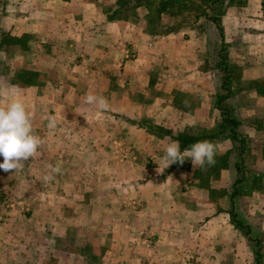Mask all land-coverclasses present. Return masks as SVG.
Wrapping results in <instances>:
<instances>
[{
	"label": "crops",
	"instance_id": "obj_1",
	"mask_svg": "<svg viewBox=\"0 0 264 264\" xmlns=\"http://www.w3.org/2000/svg\"><path fill=\"white\" fill-rule=\"evenodd\" d=\"M117 8V0H0V106L17 90L43 141L22 170H0V264H253L230 219L232 168L214 176L189 158L160 163L177 136L213 131L219 120V70L207 52L214 28L196 21L150 33L143 17ZM220 20L229 100L250 140L248 193L235 207L251 234L264 235V0L229 4ZM88 93L110 110L85 105ZM220 142L217 153L231 143ZM58 163L61 173L44 181Z\"/></svg>",
	"mask_w": 264,
	"mask_h": 264
},
{
	"label": "trees",
	"instance_id": "obj_2",
	"mask_svg": "<svg viewBox=\"0 0 264 264\" xmlns=\"http://www.w3.org/2000/svg\"><path fill=\"white\" fill-rule=\"evenodd\" d=\"M246 0H117L118 8L114 13H118L123 17L132 16L138 6L146 7L145 29L150 33H166L183 28L176 21L179 16L192 14V23L198 21L200 29L207 30L214 28L215 38L209 37L211 47L207 51L213 62L212 66L219 70L220 83L215 94V106L219 110V120L213 131H209L199 135L177 136L180 147L197 141H210L217 139V143L224 138L231 141V146L225 151L217 153L215 159L218 167L232 168V178L225 192L229 195V213L233 224L243 230V234L251 243L254 252L253 264H264L262 253V238L260 234H251L250 225L238 217L235 201L238 196L246 193L243 183L246 180L247 160L250 155L247 153V138L241 133L239 124L235 114V108L229 97L233 90L231 83L233 79V66L227 60V45L223 42L221 15L229 4H242ZM164 15L172 18L175 23L165 24L162 21ZM220 39V42H219ZM1 44V42H0ZM33 73L23 75L26 81H30Z\"/></svg>",
	"mask_w": 264,
	"mask_h": 264
},
{
	"label": "clouds",
	"instance_id": "obj_3",
	"mask_svg": "<svg viewBox=\"0 0 264 264\" xmlns=\"http://www.w3.org/2000/svg\"><path fill=\"white\" fill-rule=\"evenodd\" d=\"M5 93L0 92V95ZM12 98L6 105L0 106V156L3 162L0 163V170L5 172H17L23 169L24 161L37 155L38 148L43 143L41 137L35 133L33 127V114L27 109L25 103L19 99L18 91L13 90ZM84 104L94 106L97 111L110 110L107 98L93 93L86 94ZM83 115L88 121L84 112H77ZM48 127L54 129L57 126L56 118L49 117ZM195 121L191 126H195ZM216 145L210 141H198L181 151L179 143H169L161 157L160 163L163 168L179 162L181 165L189 158L193 168L204 169L216 164ZM50 171L44 176V181L54 180L55 174L61 173V165L49 166ZM162 172L160 167L157 169Z\"/></svg>",
	"mask_w": 264,
	"mask_h": 264
},
{
	"label": "rangeland",
	"instance_id": "obj_4",
	"mask_svg": "<svg viewBox=\"0 0 264 264\" xmlns=\"http://www.w3.org/2000/svg\"><path fill=\"white\" fill-rule=\"evenodd\" d=\"M140 11V14L138 15V12ZM145 13H146V7L144 8V6H143V8L142 9H140V10H137L136 9V11H135V13L131 16V17H133V18H136V17H138V16H141V17H143L144 18V16H145ZM177 20L176 21H178V24L179 25H183V28H186V27H188L189 25H191L192 24V14H190V15H187V16H185V14L184 15H182V16H179L178 18H176ZM191 19V20H190ZM162 21H163V23H165V24H170V23H177V22H174L173 20H172V18L171 17H169V16H167V15H164L163 16V18H162ZM198 22V21H197ZM194 24H195V22H194ZM215 32H209L208 34H207V36L209 35V37H214L215 38ZM209 56V55H208ZM210 62H213V60H212V58L210 59ZM217 139H213V143L216 145V141ZM218 144V143H217ZM247 144H248V146H249V144H250V140H247ZM227 145H229V143L228 144H226L225 145V143H221L220 142V148L221 149H225L224 147H227ZM230 146H231V143H230ZM229 146V147H230ZM228 147V148H229ZM217 160V159H216ZM249 160H247V165H249ZM203 171V173L204 174H212V175H216L219 171H218V169H217V165H214V166H211V167H207L206 166V168L204 169V170H202ZM248 174V177H250L249 176V171H247L246 172V175ZM229 186V179L226 181V186H225V188H227ZM248 187H249V185H248V180L247 181H245V183H243V188H244V190H246V193H248ZM220 191H221V189H220ZM244 204V208L246 209V211H248L249 210V206H248V203H247V201L245 202V203H243ZM258 220H261L262 221V219L260 218H258ZM262 224V223H261ZM257 225H260V223L259 222H257ZM261 235V238H262V242H263V245H264V235H262V234H260Z\"/></svg>",
	"mask_w": 264,
	"mask_h": 264
},
{
	"label": "built area",
	"instance_id": "obj_5",
	"mask_svg": "<svg viewBox=\"0 0 264 264\" xmlns=\"http://www.w3.org/2000/svg\"><path fill=\"white\" fill-rule=\"evenodd\" d=\"M125 54H126V55H125L126 57H130V53H129L128 50H125Z\"/></svg>",
	"mask_w": 264,
	"mask_h": 264
}]
</instances>
